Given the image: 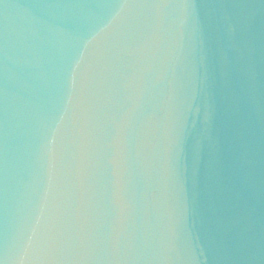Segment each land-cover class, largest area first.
I'll return each instance as SVG.
<instances>
[{
	"label": "water",
	"instance_id": "water-1",
	"mask_svg": "<svg viewBox=\"0 0 264 264\" xmlns=\"http://www.w3.org/2000/svg\"><path fill=\"white\" fill-rule=\"evenodd\" d=\"M0 264H264V0H0Z\"/></svg>",
	"mask_w": 264,
	"mask_h": 264
}]
</instances>
